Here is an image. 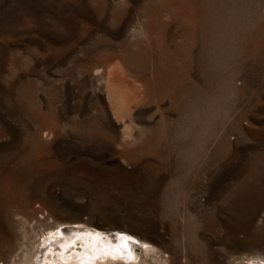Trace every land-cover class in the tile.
Masks as SVG:
<instances>
[{"label":"rangeland","instance_id":"rangeland-1","mask_svg":"<svg viewBox=\"0 0 264 264\" xmlns=\"http://www.w3.org/2000/svg\"><path fill=\"white\" fill-rule=\"evenodd\" d=\"M62 224L264 264V0H0V264Z\"/></svg>","mask_w":264,"mask_h":264},{"label":"bare ground","instance_id":"bare-ground-1","mask_svg":"<svg viewBox=\"0 0 264 264\" xmlns=\"http://www.w3.org/2000/svg\"><path fill=\"white\" fill-rule=\"evenodd\" d=\"M71 227L62 224L47 235L42 234L32 248L34 259L26 258L25 264H93L96 260L107 258L132 264L139 262L145 252L151 251L148 245L144 246L120 231L99 233L89 228Z\"/></svg>","mask_w":264,"mask_h":264}]
</instances>
